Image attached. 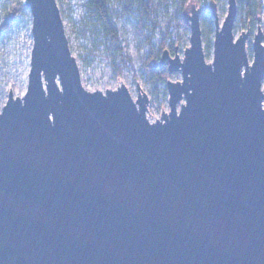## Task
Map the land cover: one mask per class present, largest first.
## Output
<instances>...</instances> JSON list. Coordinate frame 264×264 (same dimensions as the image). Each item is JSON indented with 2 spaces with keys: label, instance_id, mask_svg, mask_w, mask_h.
<instances>
[{
  "label": "water",
  "instance_id": "95a60500",
  "mask_svg": "<svg viewBox=\"0 0 264 264\" xmlns=\"http://www.w3.org/2000/svg\"><path fill=\"white\" fill-rule=\"evenodd\" d=\"M27 91L0 111V264H264V32L236 38L237 0L185 19L184 57L163 49L169 112L138 86L88 90L57 0H25ZM180 105V109H178Z\"/></svg>",
  "mask_w": 264,
  "mask_h": 264
},
{
  "label": "rangeland",
  "instance_id": "374dc122",
  "mask_svg": "<svg viewBox=\"0 0 264 264\" xmlns=\"http://www.w3.org/2000/svg\"><path fill=\"white\" fill-rule=\"evenodd\" d=\"M16 1L25 3V0ZM85 1L57 0L70 49L76 57L81 71L83 85L91 91L105 92L107 89H116L122 82L135 100L140 85L150 99L148 118L150 121L161 118L163 112L170 111L167 80H182L181 72L169 74L170 77L167 80L155 86L152 81L154 76L146 71L144 65L150 56V47L145 42V36L139 30L136 18L134 16L117 17L120 7L115 2L111 3L122 49L119 54L114 50L107 49L96 25L87 15ZM215 1L218 5L220 20L223 22L228 11V0ZM209 2L210 0H201L200 7L207 6ZM155 5L157 20L161 28L153 33L146 29V34L151 35L153 45L159 51V57L165 49L162 48V44L165 43L167 46L173 47V54L178 53L183 58L186 48L190 46L189 29L186 30L183 26L174 24V19L179 17L175 8L166 10L159 6L158 0H155ZM8 7L7 0H0V111L8 100L10 90L14 92L15 96H23L26 93L33 47L32 15L28 8L8 31L1 30L2 18ZM259 27H262L264 32V0H262V12L257 20H248L238 5L234 34L237 38L241 32L250 30L247 48L251 62L254 58L252 43ZM202 38L207 62H212L214 34L210 38L203 34ZM158 59L155 58L153 61ZM262 89L264 91V81ZM178 109H180V105H178Z\"/></svg>",
  "mask_w": 264,
  "mask_h": 264
},
{
  "label": "trees",
  "instance_id": "16d2710c",
  "mask_svg": "<svg viewBox=\"0 0 264 264\" xmlns=\"http://www.w3.org/2000/svg\"><path fill=\"white\" fill-rule=\"evenodd\" d=\"M9 7L6 9L2 18L1 30L8 31L13 24L20 19L26 6L22 2L16 0H7ZM115 2L120 7L117 17L134 16L137 20L139 30L145 36V42L150 47V56L145 61L146 71L153 75L152 81L155 86L160 82L167 80L170 75L166 68L154 69L151 67L153 59L159 58V51L153 45L151 35L146 34V29L151 33L160 30V24L157 20L155 0H86L85 9L87 15L96 25L100 35L103 37L107 49L114 50L121 54V46L118 30L114 20V14L111 9V3ZM159 6L168 10L175 8L179 14V19H174V24L183 26L188 30V24L185 19V13L192 3L201 5V0H158ZM238 5L242 13L248 20H257L262 12V0H238ZM201 25L203 26V34L210 38L214 34V19L206 6L202 8ZM209 45V44H208ZM162 48H169L174 52L173 47L162 44Z\"/></svg>",
  "mask_w": 264,
  "mask_h": 264
},
{
  "label": "flooded vegetation",
  "instance_id": "af4514ba",
  "mask_svg": "<svg viewBox=\"0 0 264 264\" xmlns=\"http://www.w3.org/2000/svg\"><path fill=\"white\" fill-rule=\"evenodd\" d=\"M170 50V49H169ZM170 52H171V50H170ZM171 54L173 55V52H171Z\"/></svg>",
  "mask_w": 264,
  "mask_h": 264
}]
</instances>
